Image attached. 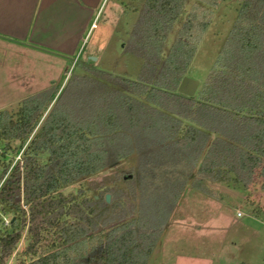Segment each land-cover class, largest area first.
I'll return each instance as SVG.
<instances>
[{"label":"trees","instance_id":"trees-1","mask_svg":"<svg viewBox=\"0 0 264 264\" xmlns=\"http://www.w3.org/2000/svg\"><path fill=\"white\" fill-rule=\"evenodd\" d=\"M188 1H144L124 48L142 60L137 78L83 65L58 98L47 90L13 115L0 111V160L14 155L0 163V264L24 233V264H146L188 185L247 191L258 176L264 189V0H242L193 97L178 88L210 22L199 5L187 12ZM130 160L132 211L102 194L61 193Z\"/></svg>","mask_w":264,"mask_h":264},{"label":"rangeland","instance_id":"rangeland-1","mask_svg":"<svg viewBox=\"0 0 264 264\" xmlns=\"http://www.w3.org/2000/svg\"><path fill=\"white\" fill-rule=\"evenodd\" d=\"M144 1L110 0L105 3L107 6L102 20L97 23V26L106 25L112 30L110 37L99 30H92L76 56L64 61L39 59L37 80L1 81V111L13 115L24 100L47 90H59L58 98L72 76L82 70L83 63L112 75L137 78L142 60L125 53L124 48ZM241 2L189 0L187 3V12L197 5L206 9L210 22L186 74V77L199 82L198 91L204 86L230 34ZM180 25L181 22L172 31L168 48L175 40ZM15 120L13 117L11 124ZM12 145L17 147L19 143L13 142ZM0 148L3 149V144ZM13 156L7 155L0 163L9 161ZM134 165V160L123 162L111 170L65 188L61 193L79 199L110 195L109 203L122 205L119 211L122 208L132 211L137 200L131 179ZM212 190V194H204L191 185L187 186L146 264H264V189L261 179L257 176L247 191L233 184L214 185ZM25 236L26 233L7 264L29 261V257L24 255L29 242Z\"/></svg>","mask_w":264,"mask_h":264},{"label":"crops","instance_id":"crops-1","mask_svg":"<svg viewBox=\"0 0 264 264\" xmlns=\"http://www.w3.org/2000/svg\"><path fill=\"white\" fill-rule=\"evenodd\" d=\"M109 1L0 0V82L37 80L39 59L76 56L92 30L110 37L97 26Z\"/></svg>","mask_w":264,"mask_h":264},{"label":"water","instance_id":"water-1","mask_svg":"<svg viewBox=\"0 0 264 264\" xmlns=\"http://www.w3.org/2000/svg\"><path fill=\"white\" fill-rule=\"evenodd\" d=\"M198 87H199V82H197L191 78L185 77L182 80V82L178 88V92L182 95H185L188 97H193L196 95V93L198 91ZM110 199H111V196L107 195L106 196V202L109 203Z\"/></svg>","mask_w":264,"mask_h":264},{"label":"built area","instance_id":"built-area-1","mask_svg":"<svg viewBox=\"0 0 264 264\" xmlns=\"http://www.w3.org/2000/svg\"><path fill=\"white\" fill-rule=\"evenodd\" d=\"M23 152H24V149L19 153L18 157L15 159V161L13 162L12 164V167L11 169L9 170V173L11 172V170L14 168V166L17 164V163H22V155H23ZM2 153V150L0 148V155ZM239 216H241V214H239ZM10 224H11V218L10 217H4V220H3V227L4 228H8L10 227Z\"/></svg>","mask_w":264,"mask_h":264}]
</instances>
